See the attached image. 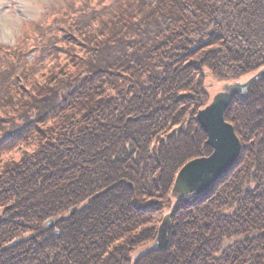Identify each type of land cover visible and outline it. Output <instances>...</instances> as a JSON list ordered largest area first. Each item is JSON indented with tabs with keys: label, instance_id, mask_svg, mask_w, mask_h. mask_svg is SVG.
<instances>
[{
	"label": "trees",
	"instance_id": "obj_1",
	"mask_svg": "<svg viewBox=\"0 0 264 264\" xmlns=\"http://www.w3.org/2000/svg\"><path fill=\"white\" fill-rule=\"evenodd\" d=\"M44 9L0 44V264H264V75L224 113L241 143L233 166L170 196L211 154L196 122L209 84L264 67V0Z\"/></svg>",
	"mask_w": 264,
	"mask_h": 264
},
{
	"label": "water",
	"instance_id": "obj_2",
	"mask_svg": "<svg viewBox=\"0 0 264 264\" xmlns=\"http://www.w3.org/2000/svg\"><path fill=\"white\" fill-rule=\"evenodd\" d=\"M264 74V70L258 77ZM250 84H232L225 86L215 95L211 103L196 115V122L206 134V145L212 152L208 157L194 159L185 164L178 172L170 196L180 200L186 196H196L205 192L219 180L236 162L241 144L235 135L233 127L225 122L224 113L233 96L243 97ZM171 214L163 216L158 227L155 244L163 250L167 245L171 226Z\"/></svg>",
	"mask_w": 264,
	"mask_h": 264
},
{
	"label": "rangeland",
	"instance_id": "obj_3",
	"mask_svg": "<svg viewBox=\"0 0 264 264\" xmlns=\"http://www.w3.org/2000/svg\"><path fill=\"white\" fill-rule=\"evenodd\" d=\"M51 0H0V44L3 46H13L18 44L22 40V36L28 28L25 23L35 22L39 16H41L46 10L44 7H48ZM26 26V28H24ZM259 71L249 73L242 77L233 84H245L248 81L252 82L258 77ZM232 84H226L222 82L212 81L209 84L208 95L209 102L212 101L213 97L220 93L225 86ZM146 250H141L133 256L143 254Z\"/></svg>",
	"mask_w": 264,
	"mask_h": 264
}]
</instances>
